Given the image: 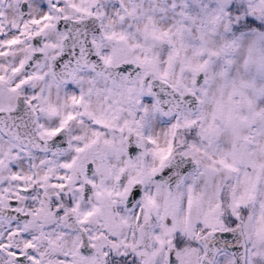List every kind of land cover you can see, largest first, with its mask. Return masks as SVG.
I'll list each match as a JSON object with an SVG mask.
<instances>
[{
  "label": "snow or ice",
  "instance_id": "6c2138e0",
  "mask_svg": "<svg viewBox=\"0 0 264 264\" xmlns=\"http://www.w3.org/2000/svg\"><path fill=\"white\" fill-rule=\"evenodd\" d=\"M0 264H264V0H0Z\"/></svg>",
  "mask_w": 264,
  "mask_h": 264
}]
</instances>
